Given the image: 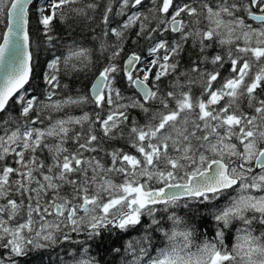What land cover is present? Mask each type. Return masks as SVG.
<instances>
[{
  "label": "snow or ice",
  "instance_id": "1",
  "mask_svg": "<svg viewBox=\"0 0 264 264\" xmlns=\"http://www.w3.org/2000/svg\"><path fill=\"white\" fill-rule=\"evenodd\" d=\"M264 264V0H0V264Z\"/></svg>",
  "mask_w": 264,
  "mask_h": 264
},
{
  "label": "trees",
  "instance_id": "2",
  "mask_svg": "<svg viewBox=\"0 0 264 264\" xmlns=\"http://www.w3.org/2000/svg\"><path fill=\"white\" fill-rule=\"evenodd\" d=\"M44 264H58L56 251H45L41 253Z\"/></svg>",
  "mask_w": 264,
  "mask_h": 264
}]
</instances>
